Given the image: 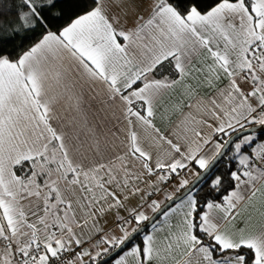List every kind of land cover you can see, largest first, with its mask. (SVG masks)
Segmentation results:
<instances>
[{"label":"snow or ice","instance_id":"6c2138e0","mask_svg":"<svg viewBox=\"0 0 264 264\" xmlns=\"http://www.w3.org/2000/svg\"><path fill=\"white\" fill-rule=\"evenodd\" d=\"M0 264H264V0H0Z\"/></svg>","mask_w":264,"mask_h":264},{"label":"crops","instance_id":"0c3cea01","mask_svg":"<svg viewBox=\"0 0 264 264\" xmlns=\"http://www.w3.org/2000/svg\"><path fill=\"white\" fill-rule=\"evenodd\" d=\"M186 178H189V179H191L192 177H191V175H189V177H186Z\"/></svg>","mask_w":264,"mask_h":264}]
</instances>
